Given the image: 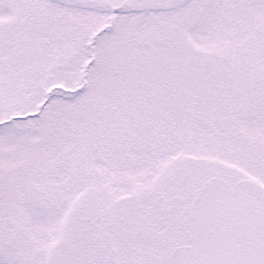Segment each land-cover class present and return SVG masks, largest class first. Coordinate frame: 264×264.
<instances>
[{"label":"snow or ice","instance_id":"obj_1","mask_svg":"<svg viewBox=\"0 0 264 264\" xmlns=\"http://www.w3.org/2000/svg\"><path fill=\"white\" fill-rule=\"evenodd\" d=\"M0 264H264V0H0Z\"/></svg>","mask_w":264,"mask_h":264}]
</instances>
